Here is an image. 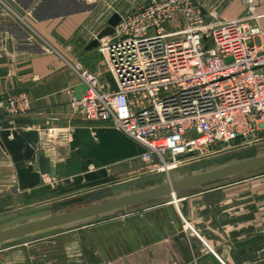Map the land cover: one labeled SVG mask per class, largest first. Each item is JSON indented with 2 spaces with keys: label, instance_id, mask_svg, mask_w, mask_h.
Returning <instances> with one entry per match:
<instances>
[{
  "label": "crops",
  "instance_id": "crops-1",
  "mask_svg": "<svg viewBox=\"0 0 264 264\" xmlns=\"http://www.w3.org/2000/svg\"><path fill=\"white\" fill-rule=\"evenodd\" d=\"M89 1L0 0V99L23 94L31 101L29 110L15 116L1 110L0 130L38 131L53 163L68 155L76 127L110 126L85 119L70 105V93L80 96L85 90L74 64L115 86L103 53L87 45L97 37L94 31L104 29L102 22L94 29L95 20L108 22L114 12L127 11H109L108 0ZM199 3L210 11L204 0ZM213 7L222 19L246 14L242 0H217ZM259 12L264 13V0ZM260 22L264 27V16ZM7 191L23 192L16 165L0 142V200ZM178 215L195 245L191 261L174 239ZM70 224L57 232V251L31 252L37 245L26 242L8 245L0 247V264H264V173L194 190L173 202Z\"/></svg>",
  "mask_w": 264,
  "mask_h": 264
},
{
  "label": "built area",
  "instance_id": "built-area-1",
  "mask_svg": "<svg viewBox=\"0 0 264 264\" xmlns=\"http://www.w3.org/2000/svg\"><path fill=\"white\" fill-rule=\"evenodd\" d=\"M242 1L246 14L236 19L197 0H147L121 15L98 46L115 86L74 64L85 90L70 93L71 107L112 123L158 169L253 145L264 131V15L259 0ZM30 108L27 95L0 99L10 116Z\"/></svg>",
  "mask_w": 264,
  "mask_h": 264
},
{
  "label": "water",
  "instance_id": "water-1",
  "mask_svg": "<svg viewBox=\"0 0 264 264\" xmlns=\"http://www.w3.org/2000/svg\"><path fill=\"white\" fill-rule=\"evenodd\" d=\"M121 19L122 16L118 12H114L108 19V26L87 45V50L97 48L101 38L113 34ZM0 142L16 165L18 185L20 190H23L22 197L27 198L66 190L80 186L84 182L105 179L110 174V165L127 159L135 164L138 156L146 150L141 144L113 126L76 127L71 133L68 155L56 163L52 162L51 158L46 155V150L41 147L38 131L2 129L0 130ZM202 160L185 164L181 168L175 167L169 171H162L161 177L164 178V181L157 185L136 189L135 187L141 184L139 180L114 185L102 190L101 193L109 194L118 190L135 189L101 201L2 228L0 229V243L4 244L0 247L30 241L28 235L31 233L66 223L85 219L94 221L113 213L131 212L154 204L173 202L194 190L208 189L215 185L264 173V143L260 142ZM215 164L219 165L208 168ZM186 169H190L192 174L175 176L174 173ZM45 175L57 179L60 183L55 186L46 183ZM87 194L79 198L57 201L52 205L43 206L41 209L48 211L81 201L92 195ZM39 210L38 207L26 213H38ZM177 222L178 232L174 239L183 252L185 260L191 261L194 258L193 248L195 245L187 240L185 220L181 215L177 216ZM62 229L63 227L57 228V232Z\"/></svg>",
  "mask_w": 264,
  "mask_h": 264
},
{
  "label": "rangeland",
  "instance_id": "rangeland-1",
  "mask_svg": "<svg viewBox=\"0 0 264 264\" xmlns=\"http://www.w3.org/2000/svg\"><path fill=\"white\" fill-rule=\"evenodd\" d=\"M100 1L106 2V0H90L89 3L91 5L98 3ZM110 1L108 5V10L109 11H114V10H120V11H127L132 12L136 10L138 7H140L141 0H132L131 2H127L126 0V6H122V0H108ZM199 1V0H197ZM202 2V0H200ZM199 1V2H200ZM217 0H204V6L210 11H214L215 8L213 7L214 3ZM135 4L134 6H132ZM140 5V6H139ZM201 5V4H200ZM259 6H260V0H259ZM133 9V10H132ZM131 10V11H130ZM125 13V14H126ZM263 13V12H262ZM123 14V15H125ZM264 14V13H263ZM102 22L104 23L103 28H106L108 26L107 21H102V20H95L93 23L94 29L96 25H99ZM181 24V23H180ZM181 26V25H179ZM95 34H98V31H94ZM98 32V33H97ZM110 126H113L112 123H106ZM114 127V126H113ZM264 143V131L260 133V136L258 140L253 143V144H258V143ZM246 145H238V142L235 143L234 148H232L229 151L232 150H240L245 148ZM228 152V151H226ZM225 152V153H226ZM223 154V153H221ZM201 161H203L201 159ZM200 161V162H201ZM198 162V163H200ZM194 163V162H193ZM179 165L178 167L181 168ZM219 164L215 165H210L208 168L211 167H216ZM111 168L109 169V176L105 179L98 180L95 182H84L80 186H75L71 187L66 190H59L53 193H49L46 195L38 196V197H33V198H27V197H22L23 192H19L17 195H11L10 191L6 192V196L1 198L0 200V229L16 225L19 223H22L24 221L34 219V218H40L43 216H47L49 214L55 213V212H61L69 209H73L82 205H86L92 202L96 201H101L104 199H107L109 197L131 191L133 189H139V188H144L152 185H157L161 182L164 181V178L161 177V172L162 171H169V169L163 168V169H158L153 166L152 163L148 164L143 162L140 158H137V161L135 164L132 163L131 160L127 159L124 161H120L118 163L110 165ZM176 177L184 176V175H189L192 174L190 169H186L183 171H178L174 173ZM133 180H139L141 181L140 185H137L135 188H130V189H125V190H118L116 192H111L109 194H102L101 191L108 189L111 186L118 185V184H125L127 182L133 181ZM47 183L52 184V180H50V177H47ZM49 181V182H48ZM59 182L53 181V186L57 185ZM92 194L91 196H88L87 198H84L81 201H77L74 203H70L68 205L62 206V207H56L52 208L48 211H44L41 208L43 206H49L52 205L54 202L57 201H62V200H70L72 198H79L80 196H84V194ZM87 194V195H88ZM40 208L38 213H26L30 210ZM22 215V216H20ZM63 227L68 228L71 227L70 223H66L60 226L53 227L51 229H47L44 231H39L35 233H31L28 235V238L31 240L26 242L27 244H32V245H37L36 247L31 248V252H34V250L37 251H57V228ZM63 229V230H64ZM54 230V231H51ZM51 231V232H50ZM59 236V235H58ZM25 238V237H23ZM27 239V238H26ZM56 240V242H55ZM4 243H0V246ZM41 244V245H40ZM24 246V245H23ZM27 246V245H25Z\"/></svg>",
  "mask_w": 264,
  "mask_h": 264
},
{
  "label": "bare ground",
  "instance_id": "bare-ground-1",
  "mask_svg": "<svg viewBox=\"0 0 264 264\" xmlns=\"http://www.w3.org/2000/svg\"><path fill=\"white\" fill-rule=\"evenodd\" d=\"M166 169H169L168 167H165ZM47 177H49L48 175H45V180H47Z\"/></svg>",
  "mask_w": 264,
  "mask_h": 264
},
{
  "label": "trees",
  "instance_id": "trees-1",
  "mask_svg": "<svg viewBox=\"0 0 264 264\" xmlns=\"http://www.w3.org/2000/svg\"><path fill=\"white\" fill-rule=\"evenodd\" d=\"M95 182V181H94Z\"/></svg>",
  "mask_w": 264,
  "mask_h": 264
}]
</instances>
